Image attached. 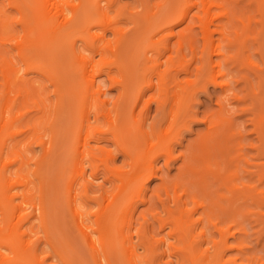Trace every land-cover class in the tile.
Here are the masks:
<instances>
[{
  "label": "bare ground",
  "instance_id": "6f19581e",
  "mask_svg": "<svg viewBox=\"0 0 264 264\" xmlns=\"http://www.w3.org/2000/svg\"><path fill=\"white\" fill-rule=\"evenodd\" d=\"M19 2L9 0L12 6ZM18 7L22 14L18 22L25 34L16 42L26 72L47 76L57 102L48 137L42 119L9 134H24L25 148L33 140L43 149L33 171L37 189L28 173L19 172L25 149L14 150L19 167L11 172L12 161L4 160L7 140L0 145V210L4 218L0 264H49L48 256L71 264L53 243L48 228L51 156L61 135L58 116L67 95L78 99L73 126L68 129L73 131L74 170L67 182L68 204L94 264H156L163 255L176 257L177 264H264L262 258L246 255L245 240L237 235L233 219L237 199L250 197L261 204L264 190L236 182L239 173L233 171L236 158L232 153L240 149V142L232 144L231 130L222 133L224 98H217L215 117L207 116L206 130L187 147L177 177L171 181L162 178L149 199L141 198L148 182L159 176L157 162L163 159L169 165L175 160V145L200 90L210 84L224 93L233 90L231 66L236 64H244L264 82V67L247 51L250 43H256L264 64V0H138L131 8L118 5V0H27ZM6 21L5 16L0 20L4 22L0 23V40L8 33L4 32L10 26ZM62 51L75 59L77 84L56 71ZM4 64L7 94L11 75L16 77L17 70L10 61ZM17 81L19 95H36L28 80L18 76ZM113 88L117 95L110 97L109 103L107 95ZM17 98L13 108L19 104ZM34 103L45 116V99H34ZM1 104L0 120L7 113L8 99ZM153 104L154 114L149 119ZM25 115L14 114L9 123L13 125ZM256 115L255 131L264 140V95L259 98ZM110 138L130 159L129 169L112 165L115 156L101 144ZM86 165L92 170L89 175ZM102 165L120 184L113 193L92 196L90 186ZM186 175L192 176L190 182ZM210 179L216 185L213 190ZM137 198L148 204L140 216L154 218L158 231L148 225L136 226L133 207ZM90 202L97 204V209L88 215L82 205ZM27 207L32 210L19 213ZM35 217L40 218L51 243L52 251L44 256L29 239L34 224L25 225ZM164 229L163 235H156ZM161 245L166 249L159 253ZM230 250L236 257H229Z\"/></svg>",
  "mask_w": 264,
  "mask_h": 264
},
{
  "label": "rangeland",
  "instance_id": "374dc122",
  "mask_svg": "<svg viewBox=\"0 0 264 264\" xmlns=\"http://www.w3.org/2000/svg\"><path fill=\"white\" fill-rule=\"evenodd\" d=\"M137 2L138 0H118V5L131 8L133 5L137 4ZM19 3L20 4L12 6L9 4V0H0V14L2 15L3 12L7 19L6 23L8 22L10 24V26H6L8 23H5V26L8 28L10 27L9 29L11 30L9 31L8 28L5 29L4 32L8 31V33H5L4 39L0 40V109L1 103L4 101L5 97L8 99V105L6 107L7 113L5 117L0 120V127L4 125L0 129V145L4 140H7L6 147L4 148V152L6 153L4 160L12 161L9 166L11 172H17L19 167L18 161H16L18 155L14 150H18L19 148L25 149L23 153L24 166L19 172L28 173L34 181L36 186L35 189H37L38 179L33 175V171L37 167L36 162L43 155V149L33 140H31L30 144L28 143L27 148H25L26 143L24 144L23 141L24 134H17L14 137H11L9 134L12 131L20 130L21 127L28 123L42 119V125L47 135L46 137H48L51 132L49 122L55 115L54 109L57 102V95L54 91V85L47 76L35 72H26V64L19 54L17 42L22 40L25 34L22 25L18 22L22 15L18 6L27 3V0H20ZM138 9L139 7L133 10ZM4 16H1L0 20H2ZM183 25L184 23L176 26L175 30L180 29ZM247 51L252 55V59L256 63H260V66L264 67L259 54V47L256 43L253 45L250 43L247 46ZM67 54L68 53L65 51L59 53V59L55 66L56 71L60 72L61 76L63 75L65 79L67 78L66 80H69V83L77 84L79 81L77 77V64L75 59ZM5 61H10L13 68L17 70L16 77L14 74L11 75V81L13 82L14 79L15 82H11V90L7 94L4 71L2 70ZM231 73L234 75L233 90L224 93L220 91L219 87L210 84L206 90H200L194 96L186 125L182 128L179 142L174 148L175 160L169 165H166L163 159L157 162L156 165L160 167L159 176L152 178L148 182L145 193L141 198L144 196L149 199L150 196L153 195V189L158 187L162 182V178L166 181H171L177 177L179 174L178 168L182 165V160L188 154L189 150L187 147H189L199 134H202L206 130L207 116L211 118L215 117V113L219 108L216 103L218 97L224 98L223 101L225 104L222 114V117L225 118L221 125L222 133L231 130L233 134L232 144L237 146L236 142H240V149L236 150L238 147L235 148L233 146L235 149L232 153V156L236 158V166L233 164V171L239 173V178H237L236 182H244L251 187L257 186L258 190H264V175L260 173H264V140L258 137L254 124V119L257 117L256 111L259 107V98L264 95V82H261L256 74L248 71L244 64L232 65ZM18 76H22L23 79L28 80L29 86L36 91V95L32 93L27 98L23 95H19ZM181 76L185 75L181 74ZM243 76H247V78L243 79ZM102 77L103 76L100 78ZM193 77L194 75L191 76V78ZM234 94H237V97H235ZM116 95L117 89L113 88L109 90L107 95L109 103L111 102L110 97L114 99ZM41 97L44 98L47 103V112L43 117L42 113L34 106V99H40ZM16 98L19 104H16L13 108L12 106ZM154 107L155 105L153 104L149 119H151V116L154 114ZM77 108L78 99L67 95L65 106L58 116V126L62 131L58 138L57 145L54 148L53 155L51 156L52 164L50 165V176H52V183L50 185L51 192L48 197V228L51 233L50 235L53 236L51 237L53 243L55 241L64 255L67 258L69 257L68 259L71 264H94L89 249L75 226L66 191L69 177L74 173L72 146L73 131L69 132L68 129L73 126L72 117ZM21 113L26 115L13 125L9 123L14 114ZM92 143L96 142L92 141ZM101 144L111 150L115 156L112 165L123 169L130 168L128 164L130 159L123 156L122 152L111 138L110 140H102ZM93 147L96 148V144H93ZM2 163L3 162L0 164ZM223 165L224 164H222V166ZM85 167L86 175H89L92 170L90 166L86 165ZM191 179V175L185 176L187 182H190ZM209 183L210 189L213 190L216 185L213 184L211 179ZM1 184L0 181V186ZM119 184L120 181L118 179H113L111 174L106 172L105 166L102 165L98 177L91 183L90 195L99 196L103 191L113 193L118 188ZM19 189L20 188H17V191H19ZM36 198H39L37 191ZM18 200L19 198L16 197L15 201L17 202ZM158 204L160 203L158 202ZM147 206V203H142L141 200L137 198L133 207V218L137 221L136 226L148 225L152 229L157 230L158 222L155 221L154 218L149 215L148 218H142V216H140V214L147 209ZM233 207L237 210L235 214L236 218H233L238 230L237 235L242 236L245 240L246 255L262 258V262H264V203L259 204L250 197H242L233 203ZM96 209L97 204L93 202L82 205V210L88 215ZM157 209H160V206ZM30 210H32V208L27 207L19 211V213H27ZM2 216L0 210V225H3L4 222ZM32 223L34 224V231L30 233L31 236L29 239L38 246L41 256H44L49 253V251H52L51 243L46 236V230L42 227L40 218L35 217L30 223L27 222L25 225L28 226ZM166 230L167 229L159 230V233L156 235L161 236ZM231 240L232 238H230V241ZM231 243L234 244L235 241L232 240ZM164 249H166V245H161L158 248V252L161 253ZM139 251L143 252V249L140 248ZM228 253L229 257H236L234 250H230ZM162 257L156 260V264H177L176 257L174 256L168 257L167 255H163ZM46 261L49 264H66L58 260L57 257L52 256H48ZM239 261H241L240 258Z\"/></svg>",
  "mask_w": 264,
  "mask_h": 264
}]
</instances>
